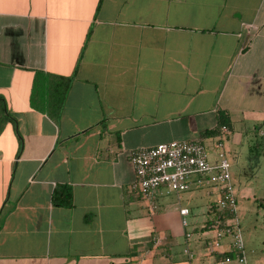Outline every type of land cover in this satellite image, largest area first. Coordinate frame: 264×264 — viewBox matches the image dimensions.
<instances>
[{
	"label": "crops",
	"instance_id": "1",
	"mask_svg": "<svg viewBox=\"0 0 264 264\" xmlns=\"http://www.w3.org/2000/svg\"><path fill=\"white\" fill-rule=\"evenodd\" d=\"M218 113L230 176L261 179L264 202V0H0V264H219L218 190L161 193L150 214L129 162L209 146ZM246 261L264 264V238Z\"/></svg>",
	"mask_w": 264,
	"mask_h": 264
},
{
	"label": "built area",
	"instance_id": "2",
	"mask_svg": "<svg viewBox=\"0 0 264 264\" xmlns=\"http://www.w3.org/2000/svg\"><path fill=\"white\" fill-rule=\"evenodd\" d=\"M219 132L220 135L209 146L203 140L182 141L131 152L129 162L134 173L131 191L148 213L154 214L158 209L157 196L161 193L179 195L204 186L217 188L219 199L216 202V211L226 212L229 218H213L210 227L213 238L207 241L205 248L211 253H217L221 241L227 238L230 255L224 256L219 264H247L244 242L234 220L236 197L231 184L229 163L224 153L228 129L223 126ZM178 212L181 216V227L185 231L184 237L189 241L193 233L186 219L188 210L179 209ZM183 254L190 260L194 257L188 247L184 248Z\"/></svg>",
	"mask_w": 264,
	"mask_h": 264
},
{
	"label": "rangeland",
	"instance_id": "3",
	"mask_svg": "<svg viewBox=\"0 0 264 264\" xmlns=\"http://www.w3.org/2000/svg\"><path fill=\"white\" fill-rule=\"evenodd\" d=\"M231 184L234 195L237 199L234 220L236 221L241 232L244 242V249L247 254V252L252 249V245L255 244L257 240L264 238V202H261L257 195V191L260 190L262 182L261 179H254L252 175H248L243 179V181L239 180V177L231 175ZM240 186L255 189L256 196H252L250 198L240 197L237 195V190ZM212 189L216 190L217 188L212 187ZM185 193H182L181 195L183 197L188 196L187 192ZM214 200L215 196L211 201L214 202ZM200 207H202V205Z\"/></svg>",
	"mask_w": 264,
	"mask_h": 264
},
{
	"label": "trees",
	"instance_id": "4",
	"mask_svg": "<svg viewBox=\"0 0 264 264\" xmlns=\"http://www.w3.org/2000/svg\"><path fill=\"white\" fill-rule=\"evenodd\" d=\"M65 80H66V86H65V89H66L70 79H65ZM223 126L229 127L228 117L225 114H223V113H218L216 128L213 131H209V132L205 133L204 137H218V131ZM58 192L59 193H56L54 195V197H53L54 203L56 205L60 206V207H69L71 205V195H70V193L67 190H64V189H61ZM213 216H214V218L219 216L221 220H225V219L229 218V215L226 212L214 211V215ZM224 256H225V254L223 255V257Z\"/></svg>",
	"mask_w": 264,
	"mask_h": 264
}]
</instances>
